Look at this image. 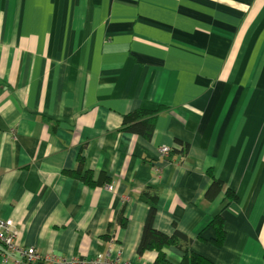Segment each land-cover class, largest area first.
<instances>
[{"label":"crops","instance_id":"crops-1","mask_svg":"<svg viewBox=\"0 0 264 264\" xmlns=\"http://www.w3.org/2000/svg\"><path fill=\"white\" fill-rule=\"evenodd\" d=\"M159 108L150 140L121 130ZM153 194L156 230L214 264H264V0H0V218L34 264H154L138 255ZM23 259L0 245V264Z\"/></svg>","mask_w":264,"mask_h":264},{"label":"trees","instance_id":"trees-1","mask_svg":"<svg viewBox=\"0 0 264 264\" xmlns=\"http://www.w3.org/2000/svg\"><path fill=\"white\" fill-rule=\"evenodd\" d=\"M163 108H159L156 111H144L139 110L133 112L124 117L121 130L136 136L143 137L150 140L154 134L155 120ZM188 147H186L187 149ZM82 160L80 159V164ZM72 176L81 179L87 185L94 186L91 181V177L88 174L84 176L80 172L77 174L70 173ZM224 183L216 179L213 180L212 185L206 193L208 200H214L224 190ZM148 194V193H146ZM226 196L230 203L237 201V196L231 190H227ZM151 206L146 217L144 229L142 233L141 242L138 247V255H143L147 251H156L158 256L154 264H170L167 260L165 250L171 247H179L185 250V255L180 264H214L206 258L195 254L189 250L192 240L179 231H175L173 236H167L160 231L156 230L154 226L156 214H157V199L158 196L153 194L150 196ZM123 227L125 222L120 220ZM209 227L215 232V239L213 244L217 248H221L224 245L226 239V232L224 226V219L221 216L215 217Z\"/></svg>","mask_w":264,"mask_h":264},{"label":"built area","instance_id":"built-area-1","mask_svg":"<svg viewBox=\"0 0 264 264\" xmlns=\"http://www.w3.org/2000/svg\"><path fill=\"white\" fill-rule=\"evenodd\" d=\"M172 149L163 146L160 148V153L162 156L167 157L170 155ZM109 190H112L110 188ZM19 235L15 223L10 219H1L0 218V245L5 246L9 251L17 252L23 256L24 262L27 264H34L41 260V256L37 253L34 248H23L19 244ZM47 261L54 264H131L130 262L121 261L119 259L115 260H106L103 259L101 255L93 259H62L56 258L55 256L46 257Z\"/></svg>","mask_w":264,"mask_h":264}]
</instances>
